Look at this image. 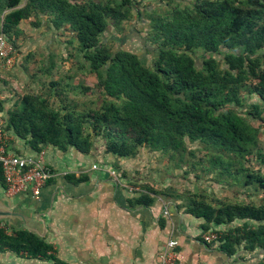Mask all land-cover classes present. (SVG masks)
Returning <instances> with one entry per match:
<instances>
[{
  "label": "trees",
  "instance_id": "16d2710c",
  "mask_svg": "<svg viewBox=\"0 0 264 264\" xmlns=\"http://www.w3.org/2000/svg\"><path fill=\"white\" fill-rule=\"evenodd\" d=\"M145 1L0 0V33L14 49L23 36L20 23L45 17L53 30L77 40L75 74L81 78L50 80L40 93L17 95L11 107L0 99L3 131L35 154L50 147L88 155L100 143L105 154L134 159L148 149L181 170L237 175L236 184L264 199V172L246 167L253 153L264 164L260 124L251 123H264V0H192L183 6L174 1L142 12ZM134 17L149 24L150 65L104 42L109 25L119 29ZM52 61L51 56L40 73L51 74ZM88 75L95 79L92 86L84 84ZM196 152L204 155L197 158ZM140 186L144 191L133 205L148 207L158 196L180 200L206 230L222 227L214 232L222 252L259 251L257 264H264V201L208 202L202 194ZM0 187L5 188L1 167ZM0 252L56 261L44 238L6 223H0Z\"/></svg>",
  "mask_w": 264,
  "mask_h": 264
},
{
  "label": "crops",
  "instance_id": "0c3cea01",
  "mask_svg": "<svg viewBox=\"0 0 264 264\" xmlns=\"http://www.w3.org/2000/svg\"><path fill=\"white\" fill-rule=\"evenodd\" d=\"M9 143L14 154L36 155L24 141L12 137ZM43 151L50 182L37 196L28 187L9 198L0 187V200L23 217L0 223L15 229H25L27 223L39 231L56 261L0 252V264H160L171 239L178 242L185 264H257L261 259L259 251L249 254L239 249L229 256L218 243H205V234L222 227L211 225L206 230L204 221L185 212L180 200L158 196L148 207L131 203L144 191L141 184L157 186L155 152L142 149L134 159L117 158L105 154L100 143L88 155L74 149ZM83 176V181H76Z\"/></svg>",
  "mask_w": 264,
  "mask_h": 264
},
{
  "label": "rangeland",
  "instance_id": "374dc122",
  "mask_svg": "<svg viewBox=\"0 0 264 264\" xmlns=\"http://www.w3.org/2000/svg\"><path fill=\"white\" fill-rule=\"evenodd\" d=\"M174 1L183 6L192 0H146L141 11L143 12L145 8L148 11L158 10L160 7H164L161 5H167L169 2H173L174 4ZM160 3L161 5H159ZM143 18L136 19L134 17L130 21L123 22L119 29L109 25L107 32L104 34V42L111 46L112 50L123 48L132 51L139 56L145 65H150L154 46L150 45V41L147 39L149 24ZM45 19V17L37 19L32 17L22 21L20 29L23 31V36L16 41L18 48L15 49L14 64L11 68H6L0 64V99L8 101L6 107H11L14 104L17 95H23L31 91H35L36 93L44 91L47 87L46 84L50 80L59 81L71 76L75 79L76 83L81 79L80 76L76 77L75 74V70L77 69L75 55H79L76 51L78 47L77 40L70 32H57L53 30ZM35 22H39V25L35 26ZM67 41L71 42L70 46ZM70 53L72 57H69L68 54ZM201 55V53H197L195 56L198 66H201ZM51 56L52 62L55 65L51 74L40 73L39 70H44V66L47 67L51 64ZM83 81L88 86H92L95 83L92 75H88ZM251 101L257 102L255 97ZM261 109L264 110V105H262ZM251 123L255 125L260 124L262 132L259 135L260 143L258 147L259 153L264 154V123H255V121H251ZM253 154L254 157H252L249 163H246V167L260 169L264 172V164L260 163L261 160L257 158L256 153ZM151 155L154 157L158 156L155 158V161L157 159L159 164L156 174L158 182L156 183L157 186L155 185L158 189L167 188L168 186L174 188L179 193L192 192L202 194L208 202L214 198H225L230 202L241 200L255 205L261 204L264 201L261 192H256L253 189L236 184L237 175L231 176L232 179L229 178V175L226 177L220 176L219 178L213 172L202 174L200 168H197L194 172L190 171L189 167L181 170L173 165L168 166L165 156L161 157L158 153L156 155L151 153ZM202 155H204L203 152H196L197 158H200ZM185 169L187 170L184 173ZM145 171H147V174L151 172L147 167ZM197 175L200 177L196 178Z\"/></svg>",
  "mask_w": 264,
  "mask_h": 264
},
{
  "label": "built area",
  "instance_id": "2783aa9c",
  "mask_svg": "<svg viewBox=\"0 0 264 264\" xmlns=\"http://www.w3.org/2000/svg\"><path fill=\"white\" fill-rule=\"evenodd\" d=\"M14 53L13 45L0 33V64L11 68L14 64ZM3 125L4 120L0 118V167L5 183L4 195L11 198L30 187L37 196L39 190L52 176L45 165V152L41 151L29 158L12 153L9 146L12 137L3 131ZM203 239L207 244L216 243L218 235L214 232L207 233ZM177 247L176 240H168L160 255V264H185Z\"/></svg>",
  "mask_w": 264,
  "mask_h": 264
},
{
  "label": "water",
  "instance_id": "95a60500",
  "mask_svg": "<svg viewBox=\"0 0 264 264\" xmlns=\"http://www.w3.org/2000/svg\"><path fill=\"white\" fill-rule=\"evenodd\" d=\"M12 217H21L19 214H17L16 212L13 211V209L8 208L4 202H2L0 200V220L2 219H6V218H12ZM24 227L27 231L36 234L38 236H41L42 234L39 233V231H37L36 229L30 227L29 225H27V223H24Z\"/></svg>",
  "mask_w": 264,
  "mask_h": 264
}]
</instances>
